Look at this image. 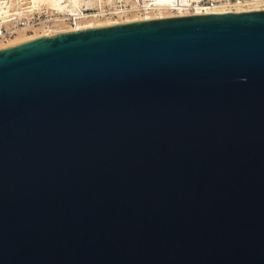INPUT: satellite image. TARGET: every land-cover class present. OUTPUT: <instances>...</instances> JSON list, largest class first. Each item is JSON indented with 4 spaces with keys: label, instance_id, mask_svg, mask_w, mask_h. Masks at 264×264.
Returning <instances> with one entry per match:
<instances>
[{
    "label": "water",
    "instance_id": "1",
    "mask_svg": "<svg viewBox=\"0 0 264 264\" xmlns=\"http://www.w3.org/2000/svg\"><path fill=\"white\" fill-rule=\"evenodd\" d=\"M0 264H264V10L0 51Z\"/></svg>",
    "mask_w": 264,
    "mask_h": 264
},
{
    "label": "bare ground",
    "instance_id": "2",
    "mask_svg": "<svg viewBox=\"0 0 264 264\" xmlns=\"http://www.w3.org/2000/svg\"><path fill=\"white\" fill-rule=\"evenodd\" d=\"M9 4L13 2H21L22 0H9ZM29 1L28 4H32V8L35 9L46 5L52 11L60 12L70 18H74V24H69V27L64 29L54 30V31H43L42 34L34 33L32 36H28L24 31H16V34L7 38L6 40H0V51L10 49L16 47L18 45L41 40L45 38H50L53 36H57L61 33H72L76 31L90 30V29H100L107 28L116 25L122 24H131L136 22H145V21H154V20H163L166 16H173V11L178 14L180 17H184L186 15H194V16H204V15H221V14H229L232 12L228 11H216L215 8L211 7H203V6H192L195 0H175L176 4H173L174 0H168V2H154L153 5H145L143 9L138 10V14H133L131 16H118L116 19L113 18H104L98 15H85L82 10L84 6H88L93 1L97 0H26ZM100 1V0H99ZM2 3V2H1ZM94 3V2H93ZM9 4L6 5L9 9ZM149 6V7H148ZM194 7V11H190L189 7ZM33 9V10H34ZM204 10V11H203ZM259 9H253L250 12L258 11ZM23 12V11H22ZM142 12V13H140ZM236 12H245V11H236Z\"/></svg>",
    "mask_w": 264,
    "mask_h": 264
},
{
    "label": "built area",
    "instance_id": "3",
    "mask_svg": "<svg viewBox=\"0 0 264 264\" xmlns=\"http://www.w3.org/2000/svg\"><path fill=\"white\" fill-rule=\"evenodd\" d=\"M141 9L145 5H153L154 2H168V0H134ZM2 2V3H1ZM9 0H0V40H6L15 35L16 29H22L25 27H38L41 22L45 21L47 18L45 15L34 14L31 17H26L19 12L8 9L6 5L9 4ZM105 5V9L109 12L113 11V7H109V4L116 6L119 12H126L130 9V3L126 0H102ZM220 5L222 9L228 12H236L237 10H242L245 12H250L252 9L257 8L264 10V0H195L192 6H203L211 7L213 4ZM173 4H176L175 0ZM149 5V6H150ZM148 6V7H149ZM189 7L190 11H194V7ZM204 11V10H203ZM86 12V11H84ZM242 13V12H241ZM74 18H69L68 23L74 24Z\"/></svg>",
    "mask_w": 264,
    "mask_h": 264
},
{
    "label": "rangeland",
    "instance_id": "4",
    "mask_svg": "<svg viewBox=\"0 0 264 264\" xmlns=\"http://www.w3.org/2000/svg\"><path fill=\"white\" fill-rule=\"evenodd\" d=\"M128 1V3H130V9L126 12H119L116 8V6L109 4V7H113V11L109 12L110 15H107L108 12L105 9V5L103 4L102 0H97V1H93L92 3H90L88 6H84L83 7V14L91 16V15H98L100 17H104V18H113L116 19L118 16H121V18H124V16H131L133 14H138V10L141 9V7L139 6V4H137L134 0H126ZM217 1V0H216ZM29 1L26 0H22L21 2H13L12 4H9V9H13L17 12H19L22 15H25L26 17H31L34 14H38L40 15H45L46 16V20L41 22L40 25L38 27H32V26H27L25 28L22 29H16L15 30V34L16 31H24L27 33L28 36H32L34 33L41 35L42 34V30L43 31H54V30H59V29H64L66 27H69L68 20L70 17L60 13V12H55L52 11L50 8H48L46 5H42L38 8L35 7L32 8V4H28ZM212 9L215 8L216 11H223L224 9L221 8L220 5L217 4H213L211 6ZM34 9V10H33ZM255 10H257V8H254ZM253 10V9H252ZM261 10V9H259ZM258 10V11H259ZM23 11V12H22ZM86 11V12H84ZM225 11V10H224ZM240 11V10H238ZM142 13V12H140ZM241 12H234L233 14H238ZM243 13V12H242ZM173 16H166L165 19H171V18H183L180 17L178 14L175 13V11H173ZM218 15V14H217ZM189 16H194V15H186L184 17H189ZM163 19V20H165ZM61 34H65V33H61Z\"/></svg>",
    "mask_w": 264,
    "mask_h": 264
}]
</instances>
